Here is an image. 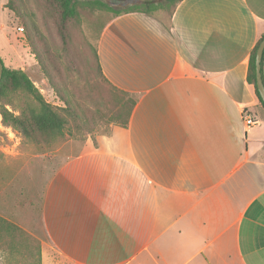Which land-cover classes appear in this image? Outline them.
I'll use <instances>...</instances> for the list:
<instances>
[{"label":"crops","instance_id":"crops-1","mask_svg":"<svg viewBox=\"0 0 264 264\" xmlns=\"http://www.w3.org/2000/svg\"><path fill=\"white\" fill-rule=\"evenodd\" d=\"M263 34L264 0H181L105 24L98 61L135 100L127 125L49 175L42 238L0 215L39 241L40 264H264V116L247 82ZM0 264L28 256L0 238Z\"/></svg>","mask_w":264,"mask_h":264},{"label":"trees","instance_id":"trees-1","mask_svg":"<svg viewBox=\"0 0 264 264\" xmlns=\"http://www.w3.org/2000/svg\"><path fill=\"white\" fill-rule=\"evenodd\" d=\"M181 0H146L129 11H112L98 0L75 2L73 0H41L47 18L53 22L60 40L58 47L49 43L48 37L41 34L37 27L36 16L25 2L7 0L5 7L11 11L22 25L25 41L32 50L40 70L47 79L61 106L45 101L29 78L19 70L4 67L0 79V114L4 125L19 132L24 139L35 144L51 145L73 134H90L100 122L125 127L135 105V100L125 91L112 85L103 75L98 61L96 47L91 49L92 60H85L79 67L72 61L69 47L68 24L76 19L80 7L104 9L113 12V17L122 13L152 14L156 11H173ZM140 5V4H139ZM38 43H37V36ZM264 34L250 53L247 82L254 89L259 105H264L255 87L254 59L256 49ZM42 46L51 58L48 66L42 58ZM65 59L64 63L56 59ZM1 59V58H0ZM2 62V61H1ZM3 64V63H2ZM264 52L261 61V75L264 84ZM78 78L68 80L73 74ZM24 94L30 102H24L18 114L6 108L10 94ZM3 101L5 103H3ZM10 102V101H9ZM0 238L13 251L15 246L23 248V256H28L29 264H40L39 241L16 224L0 216ZM32 248V250L30 249ZM33 258V263L31 262Z\"/></svg>","mask_w":264,"mask_h":264},{"label":"rangeland","instance_id":"rangeland-1","mask_svg":"<svg viewBox=\"0 0 264 264\" xmlns=\"http://www.w3.org/2000/svg\"><path fill=\"white\" fill-rule=\"evenodd\" d=\"M21 1L25 2L35 14L39 32L48 37L49 43L53 42L55 47H58L60 40L55 26L51 19L46 17L47 12L43 8L41 0ZM73 1L89 2L93 0ZM98 1L112 11H129L136 6L141 9V3L146 0H135L131 4L125 5H110L109 0ZM6 2L7 0H0V58L4 67L24 73L46 102L54 106H61L40 70L32 50L26 44L22 25L5 7ZM113 15V12L104 9L80 7L76 19L69 22V47L72 50V61L76 67L81 66L85 60H92L91 49L96 47L99 34L105 24L113 18ZM36 36L38 43L39 35ZM41 52L43 61L51 66V58L43 46ZM56 61L64 63L65 59L60 58ZM76 78L78 76L74 73L68 77V80L73 81ZM24 102H30L24 94L20 92L10 94L6 101L8 103L6 108L14 114H18ZM3 103L5 102L3 101ZM258 112V119H262L263 110L260 109ZM111 125L113 124L100 122L90 134H73L51 145H38L27 141L19 132L4 125L0 114V215L20 224L26 222L24 225L31 227L34 234L42 238L39 206L41 192L49 175L60 166L65 157L78 154L86 140L90 139L94 144L95 137L99 134H106ZM32 176H34V180L36 179L34 183ZM16 204L23 210H19V208L15 210L17 209L15 208ZM30 249L32 250L31 247Z\"/></svg>","mask_w":264,"mask_h":264},{"label":"water","instance_id":"water-1","mask_svg":"<svg viewBox=\"0 0 264 264\" xmlns=\"http://www.w3.org/2000/svg\"><path fill=\"white\" fill-rule=\"evenodd\" d=\"M263 52H264V38L260 41L256 49L255 59H254L255 87L264 105V84L261 75V61L263 57ZM2 71H3V64L0 59V79L2 76Z\"/></svg>","mask_w":264,"mask_h":264},{"label":"built area","instance_id":"built-area-1","mask_svg":"<svg viewBox=\"0 0 264 264\" xmlns=\"http://www.w3.org/2000/svg\"><path fill=\"white\" fill-rule=\"evenodd\" d=\"M243 120L245 121L248 127H251L257 124V120H255L254 116L250 112H243Z\"/></svg>","mask_w":264,"mask_h":264},{"label":"flooded vegetation","instance_id":"flooded-vegetation-1","mask_svg":"<svg viewBox=\"0 0 264 264\" xmlns=\"http://www.w3.org/2000/svg\"><path fill=\"white\" fill-rule=\"evenodd\" d=\"M134 0H109L111 4H127L129 2H133Z\"/></svg>","mask_w":264,"mask_h":264}]
</instances>
